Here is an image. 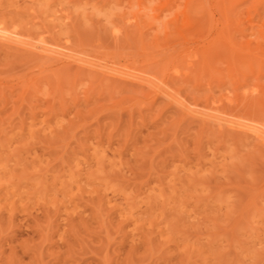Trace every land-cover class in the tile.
<instances>
[{
    "label": "rangeland",
    "instance_id": "obj_1",
    "mask_svg": "<svg viewBox=\"0 0 264 264\" xmlns=\"http://www.w3.org/2000/svg\"><path fill=\"white\" fill-rule=\"evenodd\" d=\"M0 29L33 47L0 42V264H264V139L220 121L264 128V0H0Z\"/></svg>",
    "mask_w": 264,
    "mask_h": 264
},
{
    "label": "bare ground",
    "instance_id": "obj_2",
    "mask_svg": "<svg viewBox=\"0 0 264 264\" xmlns=\"http://www.w3.org/2000/svg\"><path fill=\"white\" fill-rule=\"evenodd\" d=\"M209 2V1H208ZM3 29V28H2ZM2 29H0V32H1V30ZM6 31V30H5ZM4 34H6V33H3V31H2V34L0 33V42H2L3 44H5L6 46H8V44H15L13 41V39H11V37H13V36H11V37H9L7 34L6 35H4ZM12 34V33H11ZM16 34V33H15ZM15 36V35H14ZM262 37V36H261ZM15 39V38H14ZM22 43V42H21ZM1 44V43H0ZM2 44V45H3ZM16 44H18V46H22L19 42L18 43H16ZM49 44V43H48ZM28 45V46H27ZM50 45V44H49ZM4 46V45H3ZM6 46H4V47H6ZM16 46V45H15ZM25 45H23L22 47H24ZM55 46V45H54ZM9 47V46H8ZM8 47H6V49H8ZM12 47H14V46H12ZM17 47V46H16ZM15 47V48H16ZM28 47H31V46H29V44H27L26 43V46L23 48V49H25L26 51H28L29 49H27ZM10 48V47H9ZM31 48H33V47H31ZM36 48V47H35ZM40 48V51H41V53L43 52L44 54H43V56L46 58L45 60H46V62L47 63H50L51 65H61L62 64V66L64 65V66H66V63L65 62H67V65L69 64V61L71 60V61H75L76 60V58L75 59H73V57H70V56H67V55H64V54H59V53H53V52H50L49 53V48L47 49V48H44V47H39ZM23 49H22V51H23ZM38 49V48H37ZM64 49V48H63ZM39 50V49H38ZM17 51H18V49H17ZM21 51V52H22ZM35 51V50H34ZM52 51H55V50H52ZM24 52V51H23ZM29 52H32V51H29ZM62 52V51H61ZM34 53V52H33ZM31 54V53H30ZM38 54H40V53H38ZM76 54V53H75ZM27 55V54H26ZM35 55H37V54H35ZM197 55V54H196ZM38 56V55H37ZM40 56H42V54L40 55ZM43 56H42V59H43ZM206 56V55H205ZM208 56V55H207ZM81 58V57H80ZM83 58V57H82ZM198 58V57H197ZM196 58V59H197ZM41 59V58H40ZM212 59V58H211ZM84 60V59H83ZM93 60V59H92ZM97 60V59H96ZM100 60V59H99ZM206 60V59H205ZM204 60V61H205ZM210 60V59H209ZM41 61V60H40ZM82 61V60H81ZM203 61V62H204ZM45 62V63H46ZM76 62V61H75ZM77 62H78V60H77ZM252 62V61H251ZM72 63V62H71ZM84 63V62H83ZM86 63V62H85ZM44 64V63H43ZM49 64V65H50ZM88 64H91V63H88ZM105 64V63H104ZM211 64V63H210ZM72 65H74V64H71V66ZM81 65V64H80ZM99 65V64H98ZM124 65V64H123ZM207 65H209V64H207ZM61 66V67H62ZM86 66V65H85ZM88 66V65H87ZM93 66V65H92ZM128 66V65H127ZM50 67V66H49ZM72 67H75V66H72ZM78 67H80V66H78ZM77 65H76V70H77ZM90 67V66H89ZM94 67V66H93ZM92 67V68H93ZM96 67V66H95ZM99 66H97L96 67V69L98 68ZM101 67V66H100ZM124 67V66H123ZM129 67V66H128ZM53 68V67H52ZM81 68V67H80ZM86 68H88V67H86ZM106 69H107V71L108 70H110V69H112V68H110L109 69V67H105ZM64 69H66V70H69V68H67V67H65ZM95 69V70H96ZM102 68H100L99 70H101ZM136 69V68H135ZM210 69V68H209ZM61 70V69H60ZM63 70V69H62ZM72 70V69H71ZM125 70V69H124ZM131 70H133V68L131 69ZM104 71H105V69H104ZM111 71V70H110ZM139 71V70H138ZM132 72H134V71H132ZM144 72H146V71H144ZM144 72H142V71H140V73H144ZM79 73V72H78ZM120 73V72H119ZM136 73V72H135ZM114 74V73H113ZM117 75H119L118 73H116ZM121 74H123V73H121ZM131 74V73H130ZM145 74V73H144ZM116 75V76H117ZM143 75V74H142ZM141 75V76H142ZM150 75H152V74H150ZM114 76V75H113ZM115 76V77H116ZM120 76V75H119ZM121 76H126V74H124V75H121ZM128 76H130V75H128ZM147 76H148V73H147ZM109 77H111V76H109ZM133 77V76H132ZM145 77V76H144ZM113 78V77H112ZM134 79H135V77H133ZM132 78V80L134 81V79ZM143 78V77H142ZM116 79H117V77H116ZM119 79V78H118ZM122 79H124V78H122ZM121 79V80H122ZM128 79V78H127ZM137 79H140V80H143V79H141V78H138V77H136V80ZM114 80V79H113ZM120 80V79H119ZM129 80H130V77H129ZM124 81V80H123ZM151 81V80H150ZM131 82V81H130ZM148 83H149V81H147ZM140 85V84H139ZM144 85V84H143ZM151 85H154V83L153 84H151ZM156 85V84H155ZM143 87V86H142ZM150 91V90H149ZM173 91V90H172ZM151 92V91H150ZM155 97V96H154ZM192 105H193V103H192ZM177 107V106H176ZM178 108H180V107H178ZM190 107H188V109H189ZM212 108V107H211ZM187 108H185V110H187V113L186 114H193L194 113V111H191V110H188ZM216 109V108H215ZM181 110V109H180ZM212 110H213V108H212ZM218 110V109H217ZM186 112V111H185ZM214 112V111H213ZM218 114V113H217ZM196 115V114H195ZM207 115V114H206ZM210 116V115H209ZM209 116H207V118L208 119H211V118H213L214 120H216V118L218 119V117H212V116H216V115H211V117H209ZM189 117V116H188ZM191 118H193L192 116H191ZM197 119V118H196ZM220 119V118H219ZM218 119V120H219ZM233 119V118H232ZM236 119H238V120H230V119H227V120H224V118L223 119H220V121H222V123H225V124H228L229 126H231V128H232V126L234 127V128H236V127H239V129H242L243 128V131H244V129L246 130V132L248 133V131H250L255 137H260V139H264V128H260V127H254L255 126V124L256 123H254V121L253 120H251V121H253L251 124L249 123V122H251V121H249V119H248V123L250 124H246V123H244L243 124V122L241 123L240 121H239V118H236ZM207 120V119H206ZM212 120V119H211ZM210 120V121H211ZM209 121V120H208ZM254 123V126L252 125ZM222 125V124H221ZM256 125H258V124H256ZM225 128V127H224ZM234 128L232 129V130H234ZM260 128V129H259ZM262 129V130H261ZM238 131V130H237ZM239 131H241V130H239ZM249 132V133H250ZM249 136H250V134H249Z\"/></svg>",
    "mask_w": 264,
    "mask_h": 264
}]
</instances>
